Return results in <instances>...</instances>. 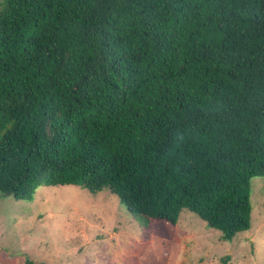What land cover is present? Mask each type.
<instances>
[{"label":"trees","instance_id":"1","mask_svg":"<svg viewBox=\"0 0 264 264\" xmlns=\"http://www.w3.org/2000/svg\"><path fill=\"white\" fill-rule=\"evenodd\" d=\"M264 176V0H0V196L108 190L231 241Z\"/></svg>","mask_w":264,"mask_h":264},{"label":"rangeland","instance_id":"2","mask_svg":"<svg viewBox=\"0 0 264 264\" xmlns=\"http://www.w3.org/2000/svg\"><path fill=\"white\" fill-rule=\"evenodd\" d=\"M250 186L251 226L231 241L188 209L175 225L131 214L108 190L0 196V264H264V176Z\"/></svg>","mask_w":264,"mask_h":264}]
</instances>
